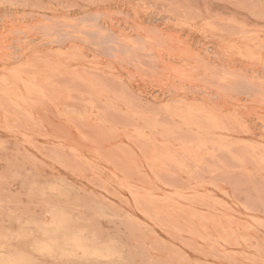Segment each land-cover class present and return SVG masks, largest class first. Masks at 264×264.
<instances>
[{
  "label": "rangeland",
  "instance_id": "rangeland-1",
  "mask_svg": "<svg viewBox=\"0 0 264 264\" xmlns=\"http://www.w3.org/2000/svg\"><path fill=\"white\" fill-rule=\"evenodd\" d=\"M262 12L0 0V260L46 229L79 264H259Z\"/></svg>",
  "mask_w": 264,
  "mask_h": 264
},
{
  "label": "snow or ice",
  "instance_id": "snow-or-ice-1",
  "mask_svg": "<svg viewBox=\"0 0 264 264\" xmlns=\"http://www.w3.org/2000/svg\"><path fill=\"white\" fill-rule=\"evenodd\" d=\"M145 7H148V5H145ZM261 19L264 20V12L261 13ZM5 131H8V129H5ZM56 191V188L52 189L53 193ZM27 207H31V203ZM42 231L45 233L44 236L33 230L25 237L24 247L18 253L10 255L9 258L0 260V264H79L76 259H56L55 257L59 251L57 245L60 244V241L56 236L48 233L46 229H42ZM50 236L51 239H49ZM73 247L79 248L81 251L85 250L79 240L73 242ZM93 254L101 257V259L93 261L92 264H123L122 261L113 258L114 252L110 249L99 248ZM67 255L73 256L75 252H68ZM262 256H264V253H262ZM42 257H52V259ZM259 264H264V258L259 261Z\"/></svg>",
  "mask_w": 264,
  "mask_h": 264
}]
</instances>
